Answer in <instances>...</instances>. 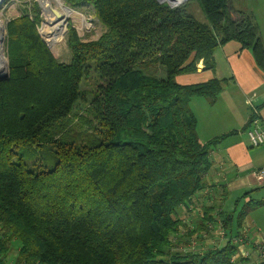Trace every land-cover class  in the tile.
I'll return each mask as SVG.
<instances>
[{
    "label": "trees",
    "instance_id": "16d2710c",
    "mask_svg": "<svg viewBox=\"0 0 264 264\" xmlns=\"http://www.w3.org/2000/svg\"><path fill=\"white\" fill-rule=\"evenodd\" d=\"M197 2L207 21L188 2L64 0L76 9L91 6L104 26L85 40L70 25L69 62L43 40L38 2L7 21L0 264H233L238 235L230 234L245 213L219 212L227 240L203 250L192 237L217 220L210 207L193 229L178 215L204 188L212 149L232 133L200 141L191 100L215 102L225 80L182 84L176 76L197 71L200 61L214 69L215 49L230 40L252 49L264 69V46L258 27L232 0ZM86 94L92 96L86 114L72 118ZM65 120L93 127L100 138L87 144L52 136ZM50 142L52 168L26 160L30 149Z\"/></svg>",
    "mask_w": 264,
    "mask_h": 264
},
{
    "label": "crops",
    "instance_id": "0c3cea01",
    "mask_svg": "<svg viewBox=\"0 0 264 264\" xmlns=\"http://www.w3.org/2000/svg\"><path fill=\"white\" fill-rule=\"evenodd\" d=\"M232 5L241 10L238 1L232 0ZM232 17L235 20L241 18L235 11ZM214 60V69H207L200 61L197 71L179 74L176 80L188 84L211 78L224 79V89L215 102L205 96H195L191 108L198 120L200 141L232 133L212 149L211 165L204 174V188L188 205L179 208L178 215L193 229L204 210L210 207L217 220L210 224V229L192 237L194 247L203 250L222 245L227 240L219 212L232 213L234 218L245 213L239 229L230 234L238 235L235 242L241 239L237 242V264H264V179L260 180L256 175V170H264V143L253 146L248 136L254 113L259 114L260 124L264 127V69L258 65L252 49L242 48L236 40L220 44L214 51ZM232 193L243 196L241 208L240 199V203L227 209L226 200ZM243 252L248 254L242 255Z\"/></svg>",
    "mask_w": 264,
    "mask_h": 264
},
{
    "label": "rangeland",
    "instance_id": "374dc122",
    "mask_svg": "<svg viewBox=\"0 0 264 264\" xmlns=\"http://www.w3.org/2000/svg\"><path fill=\"white\" fill-rule=\"evenodd\" d=\"M35 1L38 2L41 9L40 11H41L42 20L39 27V32L41 36L47 41L46 36L43 34V28L48 27L49 23L44 13L41 0H4L0 4L1 5L0 19L3 23V28H4L3 48H4L5 56H6L5 39H6L7 21L10 18H13L21 14V12L26 8L28 7L31 8L32 4H34ZM52 1H53V8L56 9H58V7L59 9L61 8L57 4L56 0H52ZM236 1H238V3H241L239 8H241V10H244L245 14H247V16H249L252 22L255 23V25L258 27L259 36L264 46V0H236ZM186 2L189 3L188 4L189 10L193 12L199 20L207 21V18L203 13V11H200L201 7L197 2V0H184L182 3H180V5ZM62 3L63 5L65 4L64 0H62ZM70 8H72V12L65 15L66 17L62 16V20H63L62 23L65 24V30L62 34V37L58 39L59 41L57 44L51 45L50 48L54 56L62 62H69L71 60V55H72L71 50L69 49L66 42L68 29L71 24L76 28L78 34L85 40L96 39L98 36H100L102 31L104 30L103 24H101L99 20L95 17L93 8L91 6L84 5L79 9L73 7ZM232 15H233V11H232ZM66 20L68 21V23L66 22ZM6 58L8 60L7 56ZM153 68H155V72L158 75L164 74V71L159 64L153 65ZM91 97L92 96H90L89 94H86L84 98L80 99L75 104V107L72 112V118H74V116L76 117V115L78 114H83V115L86 114L87 112L86 108L90 103ZM51 135L54 137H59L60 140L63 141L75 140L77 142H84L87 144L94 143L100 138V134L96 133L93 130V127L83 124L82 122L80 123L76 122L74 120L63 121L62 123H60V125L56 126L54 129L51 130ZM253 148H257V147H253ZM53 151H54L53 143L50 142V143H45L41 147L30 149L29 152H26L24 156L26 160L30 163L33 162L44 163V165L47 168H52L55 165V161H56V156ZM236 195H241V194L232 193L231 198H229V200H226L227 209L233 208L236 204L240 203V199L242 200V202L240 203V208L243 206V201H244L243 196H236ZM236 225L237 222L235 223V226ZM16 251L17 250L14 248L13 253L15 254ZM7 264H13L12 259L8 261Z\"/></svg>",
    "mask_w": 264,
    "mask_h": 264
},
{
    "label": "bare ground",
    "instance_id": "6f19581e",
    "mask_svg": "<svg viewBox=\"0 0 264 264\" xmlns=\"http://www.w3.org/2000/svg\"><path fill=\"white\" fill-rule=\"evenodd\" d=\"M172 1L179 3L182 0H172ZM56 2L61 7L60 9H59V7H58V9L53 8V1L52 0H41L42 7L44 9V13H45L46 18H47L48 23H49L48 27L43 28V34L46 36L47 41L51 45H55L58 43V41H59L58 39L62 37V34L65 30V24L62 23L63 22L62 17L59 18L56 15V13H54V11H58L61 14V16H65V15L72 12V10L66 8L63 5L62 0H56ZM3 32H4L3 23L0 19V67H2L4 65V63H6V60H7V58L4 54L3 42H1V37L3 35Z\"/></svg>",
    "mask_w": 264,
    "mask_h": 264
},
{
    "label": "built area",
    "instance_id": "2783aa9c",
    "mask_svg": "<svg viewBox=\"0 0 264 264\" xmlns=\"http://www.w3.org/2000/svg\"><path fill=\"white\" fill-rule=\"evenodd\" d=\"M183 1L184 0H182L179 3H176L175 1L174 2L176 3V6H177V5H180V3H182ZM248 136L253 146H260L264 143V127H262L260 124V117L258 113H254L253 115L251 126L248 129ZM256 175L258 179L260 180L264 179V170L263 169L256 170ZM239 241H241V239L238 238L236 240V243ZM247 254L248 252H243L242 255H247ZM237 257H238V254H235L233 256L232 258L233 264H237Z\"/></svg>",
    "mask_w": 264,
    "mask_h": 264
},
{
    "label": "water",
    "instance_id": "95a60500",
    "mask_svg": "<svg viewBox=\"0 0 264 264\" xmlns=\"http://www.w3.org/2000/svg\"><path fill=\"white\" fill-rule=\"evenodd\" d=\"M4 0H0V4L3 2ZM160 2H167L170 6H176V3L172 0H159ZM64 6L70 10H72V8H70L69 6H67L66 4H64ZM54 13H56V15L61 18V14L58 11H54ZM66 22L68 23V21L66 20ZM42 32V31H41ZM43 38V37H42ZM43 40L46 42L47 46L49 48H51V44L48 43L44 38ZM1 42H4V36L2 35L1 37ZM10 77V71H9V62L8 60H6V63H4V65L2 67H0V80H6Z\"/></svg>",
    "mask_w": 264,
    "mask_h": 264
}]
</instances>
